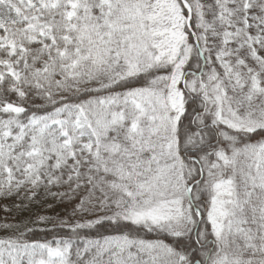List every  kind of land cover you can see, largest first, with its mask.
Returning a JSON list of instances; mask_svg holds the SVG:
<instances>
[{
    "label": "snow or ice",
    "instance_id": "snow-or-ice-1",
    "mask_svg": "<svg viewBox=\"0 0 264 264\" xmlns=\"http://www.w3.org/2000/svg\"><path fill=\"white\" fill-rule=\"evenodd\" d=\"M0 264H264V0H0Z\"/></svg>",
    "mask_w": 264,
    "mask_h": 264
}]
</instances>
